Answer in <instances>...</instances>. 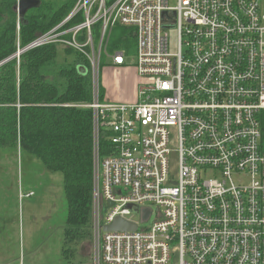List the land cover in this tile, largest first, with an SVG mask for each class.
Masks as SVG:
<instances>
[{"label":"built area","instance_id":"2783aa9c","mask_svg":"<svg viewBox=\"0 0 264 264\" xmlns=\"http://www.w3.org/2000/svg\"><path fill=\"white\" fill-rule=\"evenodd\" d=\"M116 26L134 40L110 56L132 54L134 102L101 88ZM49 44L90 64L91 101L71 104L92 111L89 264H264V0H77L16 52ZM117 217L136 228L105 230Z\"/></svg>","mask_w":264,"mask_h":264},{"label":"trees","instance_id":"16d2710c","mask_svg":"<svg viewBox=\"0 0 264 264\" xmlns=\"http://www.w3.org/2000/svg\"><path fill=\"white\" fill-rule=\"evenodd\" d=\"M76 1L40 0L20 20L16 1L0 0V62L62 21ZM129 30L114 27L107 48L134 44ZM89 68L80 53L55 44L26 50L0 64V147L25 148L48 170L62 174L64 235L75 243L74 249L62 251L71 254L76 242L91 237L92 111L71 105L91 101ZM106 144L102 140V149Z\"/></svg>","mask_w":264,"mask_h":264},{"label":"rangeland","instance_id":"374dc122","mask_svg":"<svg viewBox=\"0 0 264 264\" xmlns=\"http://www.w3.org/2000/svg\"><path fill=\"white\" fill-rule=\"evenodd\" d=\"M168 35L170 49L174 51L177 32L170 30ZM116 36H113L111 42ZM128 44L127 47L125 44L123 47H108L107 53L103 52L100 59L99 68L102 69L98 72L102 92L112 100H117L129 89V93H132L130 85L136 83L132 71L128 70L133 64L131 55L134 44ZM123 48L132 53L125 58L128 66H119L124 69L114 73L112 67L115 66L109 65L110 56ZM67 58L71 60L72 56ZM176 165L177 155L173 153L170 156V167L174 169ZM66 216L62 174L48 170L25 148L0 147V263H91V237L76 242V252L63 253L64 247L74 249L75 246L74 241L65 239Z\"/></svg>","mask_w":264,"mask_h":264},{"label":"water","instance_id":"95a60500","mask_svg":"<svg viewBox=\"0 0 264 264\" xmlns=\"http://www.w3.org/2000/svg\"><path fill=\"white\" fill-rule=\"evenodd\" d=\"M40 4V0H19L17 2V4L14 6V9L17 12L18 18L20 20H22V18L24 17L25 13L32 8H36L38 7ZM19 52H16L15 54H13L12 56H10L9 58L5 59L4 61L0 62V64H2L3 62L9 60L10 58H12L13 56H18ZM81 72H85L84 68H80ZM132 210L134 212H136V208H132ZM148 216V213L146 212V210H142V220H146ZM136 228V224L132 223V222H128V221H124L121 218L117 217L115 218V220L108 225L104 226V229L107 231H129V230H134Z\"/></svg>","mask_w":264,"mask_h":264},{"label":"crops","instance_id":"0c3cea01","mask_svg":"<svg viewBox=\"0 0 264 264\" xmlns=\"http://www.w3.org/2000/svg\"><path fill=\"white\" fill-rule=\"evenodd\" d=\"M109 65H111V64H109ZM121 68L122 67H112L114 73H120V71L122 69H124V68H122V69ZM104 70L106 71L107 68H104ZM128 70H131L133 75H134V77L136 78V83L132 84V86L130 85V87H132V93H129V90H130L129 89L127 92L121 94L117 100H112V99L107 98L106 96H104L105 99L110 100V101H115V102H134L136 100V86H137V81L138 80H137L134 68L132 67V68H129ZM24 264H40V263L39 262L30 261V262L24 263ZM43 264H45V263H43ZM62 264H75V263L67 262V263H62Z\"/></svg>","mask_w":264,"mask_h":264}]
</instances>
